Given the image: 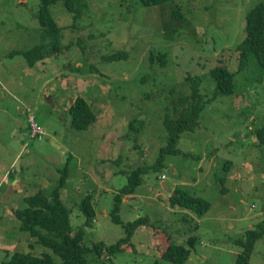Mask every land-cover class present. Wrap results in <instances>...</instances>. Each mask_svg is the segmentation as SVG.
<instances>
[{"label":"rangeland","instance_id":"374dc122","mask_svg":"<svg viewBox=\"0 0 264 264\" xmlns=\"http://www.w3.org/2000/svg\"><path fill=\"white\" fill-rule=\"evenodd\" d=\"M262 1L84 0L77 18L59 1L50 9L62 27V48L29 65L22 52L51 43L42 38L40 1L0 0V264L15 251L50 252L19 229L13 211L62 177L61 198L85 246L125 237L111 212L140 166L141 183L124 195L118 215L147 220L112 263L173 264L161 257L167 244L187 246L194 236L184 264H235L241 248L234 240L264 216V146L256 139L264 127V77L254 63L238 71L235 50L246 36L247 13ZM217 65L234 73L230 95L216 92L210 72ZM184 96L201 107L198 123L180 135L177 154L156 164L167 138L163 114ZM78 98L94 116L86 130L72 125ZM31 123L41 136H31ZM162 181L210 208L201 216L172 208ZM88 195L94 215L86 223L81 202ZM249 263L264 264V235Z\"/></svg>","mask_w":264,"mask_h":264},{"label":"trees","instance_id":"16d2710c","mask_svg":"<svg viewBox=\"0 0 264 264\" xmlns=\"http://www.w3.org/2000/svg\"><path fill=\"white\" fill-rule=\"evenodd\" d=\"M40 6L37 12L38 19L42 29V38H49L50 50L47 43L39 44L37 47L23 51L29 65L35 61L44 59L45 56L55 48H62V27L57 23L52 15L50 6L59 1L64 2L66 8L74 14V18L81 15L86 8L84 0H39ZM144 6L160 5L167 0H139ZM177 11H173L175 17ZM176 13V14H175ZM238 52V71L249 63H254L262 76L264 77V1L258 2L246 15V36L236 46ZM120 58L121 54L112 55V58ZM158 57H164L158 56ZM211 76L216 82V92L220 95H230L233 93L234 73L230 72L225 66L217 65L211 69ZM201 107L193 102V97H180L172 103L170 110L163 114V125L165 127L167 138L166 145L159 150V156L156 164L162 163L167 155L177 154L176 145L180 135L185 131H193L198 123ZM72 116V125L77 130H86L94 120V116L83 98H78L70 107ZM256 139L259 145L264 146V127L256 133ZM143 166L136 168L130 175L128 184L125 185L116 195V205L111 212L112 219L125 227L126 236L119 239L116 243L107 246L103 242H94L91 247L83 244L84 231L80 229L77 232L72 231L70 212L61 198V188L64 186L62 177L59 184L54 186L51 191L46 192L39 189L32 195L24 198L25 207L15 209L14 216L19 220V229L27 232L35 240V245L48 248L50 252H41L33 254L27 252H13L7 261L1 264H113L110 256L119 250L123 245L129 243L131 238L140 225L147 220L140 217L134 221H123L118 212L124 195L134 193L137 186L141 183V177L137 173L141 172ZM169 202L172 207L179 206L187 211L201 216L208 208L210 202L202 197L188 194L186 191L175 188L174 193L169 196ZM81 210L86 216V223L94 215V208L91 203V197L86 196L81 202ZM196 226V225H195ZM264 235V216L261 221L252 229H247L242 237L235 239L234 243L240 247V252L235 256V264H251V254L258 239ZM187 246L193 248L195 243L194 236H189L186 240ZM32 246V243H29ZM169 243L161 252V257L173 264H184L190 256L189 247ZM33 247V246H32ZM57 255L60 261H57L53 254ZM91 257L88 258V254ZM106 258H103V254ZM89 259L91 261L89 262Z\"/></svg>","mask_w":264,"mask_h":264},{"label":"built area","instance_id":"2783aa9c","mask_svg":"<svg viewBox=\"0 0 264 264\" xmlns=\"http://www.w3.org/2000/svg\"><path fill=\"white\" fill-rule=\"evenodd\" d=\"M29 127H30V132H31V136L32 137L41 136L42 135V131L40 129H38L37 126L34 123H31ZM160 176L164 177L165 174L162 173Z\"/></svg>","mask_w":264,"mask_h":264},{"label":"crops","instance_id":"0c3cea01","mask_svg":"<svg viewBox=\"0 0 264 264\" xmlns=\"http://www.w3.org/2000/svg\"><path fill=\"white\" fill-rule=\"evenodd\" d=\"M210 164L213 165V163H210ZM173 170H174V169H173ZM18 175H21V174L18 173ZM4 177H5V175H3V176L0 178V181H1ZM18 178H19V177L15 178L16 180H15V181H12V183H11L9 186H12V185H13V186H16V185H18V183H19ZM9 186H8V187H9ZM19 190H22V189H19ZM221 190H222V189H221ZM170 191H171V190H170ZM173 191H174V190H173ZM173 191H171L170 194H172ZM171 207H172V206H171ZM172 208H173V207H172Z\"/></svg>","mask_w":264,"mask_h":264},{"label":"water","instance_id":"95a60500","mask_svg":"<svg viewBox=\"0 0 264 264\" xmlns=\"http://www.w3.org/2000/svg\"><path fill=\"white\" fill-rule=\"evenodd\" d=\"M16 179H14L13 181H15ZM162 185H163V187L166 189V190H168L169 192H170V188H169V186L168 185H166V183H165V181H162ZM9 188H11V186H9ZM173 193H174V191H173Z\"/></svg>","mask_w":264,"mask_h":264}]
</instances>
